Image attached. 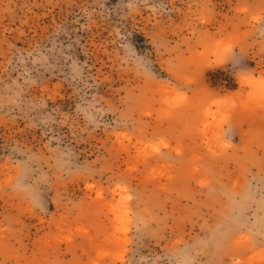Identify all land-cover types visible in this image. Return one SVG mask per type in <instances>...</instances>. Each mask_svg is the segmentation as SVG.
Wrapping results in <instances>:
<instances>
[{
  "label": "rangeland",
  "instance_id": "obj_1",
  "mask_svg": "<svg viewBox=\"0 0 264 264\" xmlns=\"http://www.w3.org/2000/svg\"><path fill=\"white\" fill-rule=\"evenodd\" d=\"M0 264H264V0H0Z\"/></svg>",
  "mask_w": 264,
  "mask_h": 264
}]
</instances>
